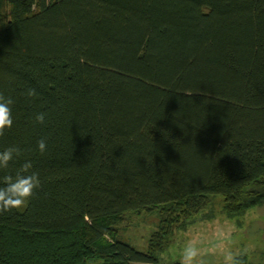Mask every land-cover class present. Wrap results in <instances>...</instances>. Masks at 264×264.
<instances>
[{
	"label": "trees",
	"instance_id": "obj_1",
	"mask_svg": "<svg viewBox=\"0 0 264 264\" xmlns=\"http://www.w3.org/2000/svg\"><path fill=\"white\" fill-rule=\"evenodd\" d=\"M0 92V178L42 185L0 214V264H157L211 197L264 206V0H0ZM153 211L146 253L117 239Z\"/></svg>",
	"mask_w": 264,
	"mask_h": 264
},
{
	"label": "rangeland",
	"instance_id": "obj_2",
	"mask_svg": "<svg viewBox=\"0 0 264 264\" xmlns=\"http://www.w3.org/2000/svg\"><path fill=\"white\" fill-rule=\"evenodd\" d=\"M183 230L173 231L157 264H179L180 250L193 240L201 249L204 264H223L231 251L240 264H264V206L242 214H229L221 196L210 198L207 207L194 216ZM158 213H130L117 226V239L137 252L146 253L151 234L156 231Z\"/></svg>",
	"mask_w": 264,
	"mask_h": 264
},
{
	"label": "clouds",
	"instance_id": "obj_3",
	"mask_svg": "<svg viewBox=\"0 0 264 264\" xmlns=\"http://www.w3.org/2000/svg\"><path fill=\"white\" fill-rule=\"evenodd\" d=\"M25 98L31 100L37 97L35 88H28L23 93ZM14 100L11 97H5L0 92V136L5 134L13 126L12 105ZM46 113L40 112L35 115L34 120L38 124H45ZM37 149L41 155L47 151V140L42 138L37 141ZM23 155L21 148L11 146L0 151V170L7 169L10 162L20 158ZM0 214L19 210L24 208L33 198L34 193L41 188L39 173L33 170L31 160H26L15 172V175H5L0 178ZM201 249L193 240L187 241L180 250L179 264H204L199 259ZM223 264H240L239 259L231 251H225L223 255Z\"/></svg>",
	"mask_w": 264,
	"mask_h": 264
}]
</instances>
